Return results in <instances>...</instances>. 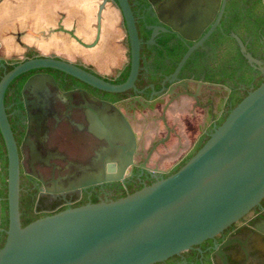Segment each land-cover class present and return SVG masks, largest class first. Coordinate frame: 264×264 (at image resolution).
Returning a JSON list of instances; mask_svg holds the SVG:
<instances>
[{
	"label": "flooded vegetation",
	"instance_id": "obj_1",
	"mask_svg": "<svg viewBox=\"0 0 264 264\" xmlns=\"http://www.w3.org/2000/svg\"><path fill=\"white\" fill-rule=\"evenodd\" d=\"M129 1L137 25L145 35L142 47L148 53L141 54V67L148 84L137 87L142 90L139 95L146 105L134 101V91L129 98L113 102L83 83L45 70L47 68L35 69L28 76H18L7 88L6 111L21 161L22 226L24 222L29 224L69 208L117 200L166 177L204 135H211L219 126L223 99L229 100L232 90L213 78L222 77L223 72L230 69L240 78H264V0ZM124 24L123 18L125 28ZM181 29L189 37L183 36ZM235 35L260 64L249 62ZM203 38L176 80H172L181 61L178 62L177 57L184 56ZM24 56L26 59L25 53ZM12 59L0 58V80L10 70L9 65H15ZM124 67L106 76L118 77ZM40 74H50L53 79L42 85V91L24 90L27 81ZM184 80L188 81L187 90L191 95L182 94L183 86L178 83ZM171 87L175 88L172 92ZM38 96L45 105L39 104ZM101 100L116 103L136 134L137 147L128 167L125 156L118 160L108 154L103 156V151L110 148L109 143L89 130L90 118L97 114L95 106ZM175 107L182 114L180 121L169 116ZM196 109L202 110L198 119H194ZM31 116L35 120L32 126ZM189 116L194 119L190 121V130L182 126L183 121L191 118ZM134 122L144 125L141 139ZM182 127L186 135L181 131ZM147 128L161 132L159 135L156 131L148 133L154 138L147 140ZM187 134H194L195 138L191 140ZM26 139L36 146L42 161L32 160ZM180 140L194 141V145L186 156L166 168L160 162L163 155L160 150L167 148L170 142ZM87 173L114 178L79 184L78 178ZM5 178L8 196V155L0 132V242L6 241L8 230L2 226L3 205L8 201V197L3 196ZM155 264H264V198L215 237Z\"/></svg>",
	"mask_w": 264,
	"mask_h": 264
},
{
	"label": "water",
	"instance_id": "obj_2",
	"mask_svg": "<svg viewBox=\"0 0 264 264\" xmlns=\"http://www.w3.org/2000/svg\"><path fill=\"white\" fill-rule=\"evenodd\" d=\"M115 2L124 18L130 45L131 66L126 81L112 83L77 63L50 55L18 63L0 80V132L8 155L9 204L7 239L0 248V264H155L215 237L264 198L263 81L231 110L202 148L177 172L117 200L69 208L22 226L21 161L5 105L7 88L15 78L35 69H56L101 91L133 90L134 101L146 105L139 95L142 90L136 86L142 69L143 44L136 17L129 0ZM102 9L93 43H85L72 30H62L81 45L94 47L100 38ZM181 34L189 37L182 29ZM235 37L249 62L260 64L247 52L242 40ZM204 39L184 54L172 80H176ZM52 79L50 74L34 76L24 90L42 91V85ZM187 84V80L178 83L183 86L182 94L191 95ZM174 89L171 87L170 92ZM193 96L199 102L197 93ZM38 98L39 104L45 105ZM95 107L97 114L90 118L89 130L109 143L110 148L103 151V156L108 154L116 160L125 156L128 167L137 147L130 121L116 103L101 100ZM30 121L32 126L35 123L32 116ZM25 144L30 148L32 160L42 161L36 146L27 139ZM112 178L87 173L78 181L84 185Z\"/></svg>",
	"mask_w": 264,
	"mask_h": 264
},
{
	"label": "crops",
	"instance_id": "obj_3",
	"mask_svg": "<svg viewBox=\"0 0 264 264\" xmlns=\"http://www.w3.org/2000/svg\"><path fill=\"white\" fill-rule=\"evenodd\" d=\"M105 1L7 0L5 23H0L1 26L6 25L7 32L23 33L24 42L29 48H44L50 56L55 53V57L92 65L95 69L101 68L103 72L110 74L128 63L125 59L128 52L125 40L128 35L123 27V16L119 7L113 0H107L106 3ZM101 9L100 38L94 47L81 45L68 32L62 30H72L85 43H93L97 36L98 15ZM2 33L0 30L1 36ZM32 33H48L50 36L45 40L41 36L32 37ZM169 116L174 120L182 119L177 107L170 111ZM139 127L144 130L143 123H139ZM145 130V138L153 139L154 135H150V132L156 129ZM181 131L184 132L183 127ZM160 132L156 131V134L159 135ZM193 145L194 141L170 142L167 148L160 150L161 154L163 153L161 164L166 168L171 167L186 156Z\"/></svg>",
	"mask_w": 264,
	"mask_h": 264
},
{
	"label": "trees",
	"instance_id": "obj_4",
	"mask_svg": "<svg viewBox=\"0 0 264 264\" xmlns=\"http://www.w3.org/2000/svg\"><path fill=\"white\" fill-rule=\"evenodd\" d=\"M116 1V0H114ZM125 25V24H124ZM138 27V31H139V35H140V38L144 40V33H143V30L141 29L140 25L138 24L137 25ZM126 28V26H125ZM126 46L128 48V55L130 57V45H129V40H128V36L126 37ZM141 54H147V51L145 52V47H142L141 49ZM25 55H26V59H30V58H35V57H38V56H41L39 55V52L36 51L35 49L33 48H28L25 52ZM183 54L179 55V57H177V61L179 62L181 60V58L183 57L182 56ZM26 59H12L11 61L16 64L26 60ZM79 64L80 66L86 68L88 71H91V72H94L96 73L97 75L103 77L104 79H106L107 81H110L112 83H115V84H120V83H123L124 81H126V79L128 78L129 76V73H130V59L128 61V63L126 64V66L124 67V69L121 71V75L118 76V77H115V76H106V75H103L101 73H99L94 66L92 65H87V64H84V63H77ZM15 65H9L8 69H12ZM141 66H142V62H141ZM44 70V69H43ZM45 70H48L50 72H57V73H61V74H64L78 82H81L83 83L84 85L90 87L91 89L99 92L100 94L102 95H105L108 99L110 98L113 102H116V101H119V100H123L125 98H129L130 96L133 95V90H128L126 92H122V93H109V92H105V91H101V90H98L80 80H78L77 78L75 77H72L62 71H59V70H56V69H51V68H47ZM33 70L31 72H26L20 76H28L30 73H32ZM213 80L217 83H221L222 85L224 86H228L229 88H231L232 90V94L230 95V98L229 100L225 101L223 99V104H224V107H223V114H222V118L219 122V125H221L225 119L227 118V116L229 115V113L231 112L232 109H234L247 95L250 91L256 89L257 87H259L262 82L264 81V78H261V77H257V78H254L253 76H250L249 79L248 78H240L236 75V73L230 69L228 71H224L223 72V76L216 79V78H213ZM146 84H148V80L146 79V76H145V73L143 71V69H141V72L139 74V77L136 81V86L138 88H141V87H144ZM6 97L8 98V93L6 95ZM8 104V102L6 103V105ZM210 135H204L201 140H199L197 142V144L195 145V147L193 148V150L189 153V155H187L177 166H175L167 175H171L175 172H177L182 166H184L187 161L192 158L201 148L202 146L206 143V141L209 139ZM5 165H7V160L5 159ZM3 185L5 186V190L3 192V196H7V180L6 178L3 179ZM8 213H9V209H8V201L6 200L4 202V205H3V223H2V226L7 228L8 227V223H9V218H8ZM27 225L26 222H24L23 226ZM5 242H0V248H2L4 246Z\"/></svg>",
	"mask_w": 264,
	"mask_h": 264
},
{
	"label": "rangeland",
	"instance_id": "obj_5",
	"mask_svg": "<svg viewBox=\"0 0 264 264\" xmlns=\"http://www.w3.org/2000/svg\"><path fill=\"white\" fill-rule=\"evenodd\" d=\"M8 11V6H7V0H0V22H4L5 23V18H6V13ZM124 27V26H123ZM0 30L2 33V36L0 35V58H5V59H24V53L26 51V48L28 47L27 44L24 42V37L23 33L19 32H13V31H9L7 32V27L5 24H3V26H1L0 23ZM32 37L38 38L39 36H41L42 38H44L45 40H47L46 38H48L50 35L48 33L46 34H34L32 33L31 35ZM126 43V40H125ZM37 49V51L45 56H48L49 53L46 52V50L44 48H35ZM51 56H55L54 54H51ZM125 59L128 61L129 60V55L128 52L125 54ZM98 72H100L103 75H113L115 73V71L111 72L110 74L103 72L101 68H96ZM124 108V106H123ZM196 115L194 116V119H198L202 113V110L200 109H196ZM189 115V114H188ZM191 117V116H189ZM188 120H185L182 122V126L185 125L189 130H190V121L194 120L192 117L191 118H187ZM181 124V123H180ZM134 128L137 132L138 138L141 139L143 137V131L140 130L139 124L137 122L133 123ZM184 135H186L185 131L183 132ZM163 134V132H162ZM187 136H190L191 140H193L195 138L194 134H187ZM170 164V162H169ZM168 164V165H169Z\"/></svg>",
	"mask_w": 264,
	"mask_h": 264
}]
</instances>
